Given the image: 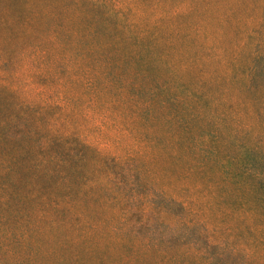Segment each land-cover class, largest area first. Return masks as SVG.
<instances>
[{"label": "trees", "instance_id": "trees-1", "mask_svg": "<svg viewBox=\"0 0 264 264\" xmlns=\"http://www.w3.org/2000/svg\"><path fill=\"white\" fill-rule=\"evenodd\" d=\"M66 2L0 0V264H264V148L241 143L249 126L228 136L237 119L224 110L264 103V22L228 45L230 60L217 50L224 70L213 79L229 92L212 102L148 84L153 71L193 72L182 11L125 5L101 15L99 0ZM225 18L230 43L236 16ZM194 48L198 60L203 46ZM186 99L222 108L219 118L192 105L180 115ZM192 122L212 129L193 142ZM166 163L194 184L158 188ZM102 192L113 193L107 216L78 211ZM111 246L127 252L112 260L98 251Z\"/></svg>", "mask_w": 264, "mask_h": 264}, {"label": "rangeland", "instance_id": "rangeland-1", "mask_svg": "<svg viewBox=\"0 0 264 264\" xmlns=\"http://www.w3.org/2000/svg\"><path fill=\"white\" fill-rule=\"evenodd\" d=\"M66 1L67 2L65 5L69 7H72L76 4L69 2V0ZM125 5L129 6V12L131 10L136 12H149L152 9H157L158 11L166 12L167 14L174 10H180L183 12V16L180 21L181 25H178L183 26V28L179 34L182 33L181 39L187 38L189 39V42L184 46H181V50L183 51L182 55L184 63L186 66L192 65V70L189 72H193H181L179 75L174 77L172 76L171 78L166 74L153 71V73L149 76L150 80L148 84H152V86L157 84H167L169 85L171 94H176L177 96H181L183 98L188 97L189 94L194 96L195 91H202L212 96V102L213 99H222L225 93L229 92V88L226 86L218 87L213 79L214 72L220 74L224 70L220 63L218 66V64L216 65L214 62V56H216L217 50L219 49L223 53V55L220 54V58L223 61H227V59L230 60L231 53H235L233 46H239V44L246 37V32L258 27L260 23L258 24L257 22H264V0H99V11L101 15L105 13L110 14L112 12V8L118 12V10ZM228 11H231L235 14L236 19L234 21V25L237 26L238 30V35H236V37L230 41V43L228 42L230 39V35H228L230 26L226 24L225 18ZM110 16L111 19L109 23L107 22L108 26L111 27V25L114 23L115 25L119 26L117 31H120V27L123 25L120 21H117L116 15ZM148 17L149 20H153V17ZM222 22L224 23L223 27ZM176 24L173 23V26ZM251 32L252 31H250V33ZM200 43L202 44L203 48L199 51L198 60H194V45ZM229 44H233V46L229 47ZM240 58L241 64L239 65V68L241 71L242 68L248 64V58L245 56V53L241 55ZM195 65H197V75H194ZM236 94L237 91L232 90L229 94V98L227 99L234 100ZM242 98H244V96H242ZM191 105L193 106L195 114L200 113L203 119H207L206 116H212V113H214L216 118H219V112L222 109L219 108V112L217 110L214 111L213 108L210 109L209 104L207 106L199 107L196 103L194 105V99H186L183 105L175 108V110H177L180 115L184 113L186 116H189V112L186 113V109H188L187 107ZM200 110H204L206 116ZM224 110L229 115H231V117L237 119L235 123L231 122L226 125L227 129L229 128L227 130L228 136L231 133L232 135H235L233 133L234 130L239 131L243 127L249 126L251 129L250 133L248 135L242 136L241 143L246 145L258 144L264 148V103L261 102L255 104L253 101H247L246 105H233L231 108L224 107ZM113 111L121 112L122 109L119 107V105H117ZM115 116L118 119H121L120 115L113 114L111 118L113 119ZM199 126L201 125H194V122H192L190 125V137L192 138L193 142L194 136H200L201 133L210 132V129H212L211 126H201L199 130ZM144 129L146 128H143V130ZM149 129L150 128H147V130ZM152 132H154V130H149V134ZM228 152L229 154L234 153L231 148L228 149ZM164 168V172L167 173V176L159 177L162 184H158V188L163 190H172L177 187L190 188L192 184H194V176H191L190 180L181 179L184 174L183 168L175 170L174 168H171L168 163L165 164ZM103 177V175H100V179ZM170 178L171 180H169ZM112 194V192H110L108 195L103 192L102 194L95 193V200L90 199V197L85 198L83 201L79 200L80 204L78 211L80 213L82 212L85 214V216H88L93 220L103 217L104 215L107 216L114 208L110 201ZM169 232L170 231L168 230H162L161 234L162 236H167ZM169 243L170 245H173L174 240H171ZM111 248L103 249L98 247V251L105 257L107 256L112 260L118 256L121 250L125 249L124 252H127L126 248H122L121 250L118 247L111 246ZM168 256L169 254L166 257Z\"/></svg>", "mask_w": 264, "mask_h": 264}]
</instances>
